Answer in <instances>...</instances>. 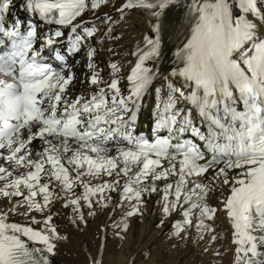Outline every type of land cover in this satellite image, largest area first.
<instances>
[{"label": "snow or ice", "instance_id": "6c2138e0", "mask_svg": "<svg viewBox=\"0 0 264 264\" xmlns=\"http://www.w3.org/2000/svg\"><path fill=\"white\" fill-rule=\"evenodd\" d=\"M101 216L86 264L153 216L201 264H264V0H0V264Z\"/></svg>", "mask_w": 264, "mask_h": 264}, {"label": "bare ground", "instance_id": "6f19581e", "mask_svg": "<svg viewBox=\"0 0 264 264\" xmlns=\"http://www.w3.org/2000/svg\"><path fill=\"white\" fill-rule=\"evenodd\" d=\"M132 38H137L136 32L132 33ZM106 219V216H101L99 219L92 218L93 222L85 233H73L72 242L61 247L60 254L55 258V264H86L87 251L90 250L92 255L96 254V246L99 242L94 237L98 226L103 225ZM222 221L223 218L218 221L220 224L218 230H223L226 227ZM154 224V216L145 219L143 223L134 222L128 243L124 245L111 237V233H109L110 241L104 252V264H124L128 253L137 257V264H156V262H160V264H201V259L195 254L190 255L187 252L180 253L170 250L169 241L162 238L165 230L168 229L167 226L165 229L159 230L154 227ZM61 227H64L62 223ZM142 249L151 252V261H147L140 255ZM221 251H224V248H221ZM209 259L211 257L204 258L203 264H207ZM230 260V253L226 252L222 264H230Z\"/></svg>", "mask_w": 264, "mask_h": 264}, {"label": "rangeland", "instance_id": "374dc122", "mask_svg": "<svg viewBox=\"0 0 264 264\" xmlns=\"http://www.w3.org/2000/svg\"><path fill=\"white\" fill-rule=\"evenodd\" d=\"M166 232H168V229L165 230L164 234L162 235V236H163L162 238H163L164 240H168V239H167V233H166ZM227 254H228V253H227Z\"/></svg>", "mask_w": 264, "mask_h": 264}]
</instances>
